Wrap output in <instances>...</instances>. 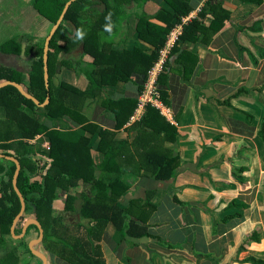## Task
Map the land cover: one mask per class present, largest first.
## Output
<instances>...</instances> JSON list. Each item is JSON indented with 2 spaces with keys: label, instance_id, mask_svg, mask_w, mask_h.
<instances>
[{
  "label": "trees",
  "instance_id": "trees-1",
  "mask_svg": "<svg viewBox=\"0 0 264 264\" xmlns=\"http://www.w3.org/2000/svg\"><path fill=\"white\" fill-rule=\"evenodd\" d=\"M67 1L35 0L32 8L52 26ZM146 1H72L48 44L47 86L42 62L45 38L37 40L30 36L24 41L11 38L0 44L3 55L23 58L32 54L27 80L25 72L0 64V82L21 84L37 101L35 104L27 99L12 85L0 88V154L20 163L17 186L26 203L25 214L39 222L43 230L40 243L43 250L69 264H105L98 243L108 224L121 233L122 239L126 236L157 238L149 232L148 223L155 209L151 202L153 192H147L143 199H130L123 204L130 184L122 177L128 174L169 180L176 176L180 166L179 156L165 147V143L176 140L178 131L151 104L145 107L142 119L128 129L135 135L132 142L117 138V131L138 108V98L165 45L163 36L192 10L188 0H165L168 9L163 8L150 17L143 10ZM249 1L259 4L264 0ZM132 13L138 19L137 44L132 49H115V38L124 30ZM152 19L160 21L161 25ZM207 19H210L209 24L205 22ZM230 19L231 12L223 7L221 0H208L198 18L184 26L181 41L207 44ZM78 48L79 58L85 56L91 60L74 58L72 53ZM178 51L177 48L171 51L156 81L158 99L167 105L166 71ZM60 54L67 55V59H61ZM63 65L86 78L85 89L54 81L56 69ZM119 82H133L136 96L101 98L106 87ZM46 98L47 103L42 106ZM88 101L99 103L104 112L113 117V131H98L97 125L88 123L83 111ZM263 128L264 120L262 132ZM93 135L99 138L98 150L103 153L99 164L93 162L88 147ZM44 142L48 143V150L41 146ZM15 171L13 162L0 159V241L10 235L13 220L21 209L12 183ZM79 186L85 187L87 192L80 194L76 206L77 198L72 191ZM172 199L183 205L176 194ZM55 207L77 215L79 223L63 225L60 216L54 214ZM30 230L38 235L37 227L29 225L26 236ZM20 243L30 254L25 237Z\"/></svg>",
  "mask_w": 264,
  "mask_h": 264
},
{
  "label": "crops",
  "instance_id": "crops-1",
  "mask_svg": "<svg viewBox=\"0 0 264 264\" xmlns=\"http://www.w3.org/2000/svg\"><path fill=\"white\" fill-rule=\"evenodd\" d=\"M207 1L188 0L191 12L163 36L166 40L159 56L165 51L168 35L182 25V34L167 57L174 48L179 49L166 71L168 105L162 103L163 110L158 109L178 131L174 142L165 143L179 156L178 172L169 180L128 174L122 177L130 184L123 204L153 192L155 209L148 223L149 232L157 238L122 239L121 233L108 224L98 243L105 264H264V1L255 4L249 0H221L231 12V19L216 36L207 44L181 41L184 26L198 18ZM163 8L168 9L165 0H147L143 6L150 17ZM31 12L34 18L37 13L33 9ZM137 21L132 13L115 38V49L136 46ZM151 21L161 25L158 20ZM205 22L209 24L210 19ZM43 25V30L37 29L29 36L45 38L48 33L45 35L44 29L52 26L46 20ZM79 55V48L72 53L76 59ZM67 57L60 54L61 59ZM79 59L91 60L85 56ZM54 81L81 90L87 85L84 76L76 75L66 65L56 69ZM134 96L133 82H119L106 87L101 98ZM83 111L88 123L97 125L98 131L115 129L113 117L99 103L88 101ZM145 111L138 107L117 131V138L132 142L135 135L128 129L142 119ZM98 145L97 135L91 136L88 147L95 164L103 160ZM173 194L183 205L173 201ZM55 211L60 216L68 213L73 217L74 221L66 226L80 221L77 215L58 207ZM27 219L24 223L18 221L16 235ZM36 235L30 230L27 244ZM20 240L14 235L3 237L0 264H41L40 259L26 253ZM37 247L46 256L47 264H69L45 252L41 244Z\"/></svg>",
  "mask_w": 264,
  "mask_h": 264
},
{
  "label": "rangeland",
  "instance_id": "rangeland-1",
  "mask_svg": "<svg viewBox=\"0 0 264 264\" xmlns=\"http://www.w3.org/2000/svg\"><path fill=\"white\" fill-rule=\"evenodd\" d=\"M34 1L35 0H0V44L10 40L11 38H21V41L22 39L24 41L27 37H30V32H34L37 29L43 30V18H41L40 16L37 17L36 15L34 16V19L32 16L35 15L31 12V9H33L32 5ZM50 28V25H47V27L44 29L45 35L49 33ZM22 54L25 55L24 50H22ZM31 57L32 54H30L29 56H25V59H22L18 56H14L11 58L0 56V64L14 67L20 71L25 72V79L27 80V70L29 69ZM37 147L41 148V146ZM76 189L75 192H72V194L77 198L76 201H74V205L78 206V199L80 198V194L83 192H87V189L80 186ZM57 213L60 212L57 211ZM54 214L60 216L56 214V211H54ZM27 218L28 215H23L21 218L22 223H24ZM60 218L63 225H68L70 224L68 222L74 221L73 217H70L68 213L60 216ZM10 235L13 237L11 232ZM36 237L37 235L35 236V238ZM25 238L27 239V236H25ZM37 246L38 245H34V248L38 249Z\"/></svg>",
  "mask_w": 264,
  "mask_h": 264
},
{
  "label": "water",
  "instance_id": "water-1",
  "mask_svg": "<svg viewBox=\"0 0 264 264\" xmlns=\"http://www.w3.org/2000/svg\"><path fill=\"white\" fill-rule=\"evenodd\" d=\"M72 1H74V0H69V1H67L65 3V5H64V7L62 9V12L59 15L57 21L54 23V25H52L49 33L47 34V36L44 39L43 53H42V62H43V79H44L45 86H47V84H48V82H47V78H48V73H47L48 44H49V41H50L52 35L54 34L57 26L61 22L64 14H65V12H66V10L68 8V6L72 3ZM8 85H12V86L16 87L27 99H30L35 104H37V101L24 90V88H23V86L21 84L16 83V82H12V81L0 82V88L8 86ZM47 100H48V98H46L44 103L41 104V105L42 106L45 105V103H47ZM2 158H5L6 160L11 161V162H13L16 165V171H15L12 183H13L14 190L17 193V195H18V197L20 199V203H21V209H20L19 213L17 214V216L15 217V219L13 220L10 232L15 237H17L18 239H22V238H24L26 236L27 227L29 225L36 226L37 230H38V235H37V237L35 239L31 240L27 244V247H28L30 253L33 256H35V257H37L38 259L41 260V264H47L46 256L42 252H40V251H38V250H36L34 248V245H39L41 243V241H42V238H43V230H42L39 222H37L34 218H28L27 221L24 224V227H23L21 233L19 235L15 234V226L18 223V221L22 218V216L25 214V208H26V203H25L24 197H23L22 193L20 192V190L18 189V186H17V179H18V176L20 174L21 166H20V163L13 157H7V156H4V155L0 154V159H2Z\"/></svg>",
  "mask_w": 264,
  "mask_h": 264
},
{
  "label": "built area",
  "instance_id": "built-area-1",
  "mask_svg": "<svg viewBox=\"0 0 264 264\" xmlns=\"http://www.w3.org/2000/svg\"><path fill=\"white\" fill-rule=\"evenodd\" d=\"M183 24L184 25L186 24V20L183 21ZM182 31H183L182 25H179L168 35L165 51L161 52V57L159 58L158 62L155 64L153 69L150 71L144 89L138 98L139 108H145L148 104H151L152 106H155L156 108L163 110L162 103L158 99L156 81L168 57L171 47L178 39V37L182 34ZM30 143H34V141H31ZM41 146L46 150L49 149L47 142H44Z\"/></svg>",
  "mask_w": 264,
  "mask_h": 264
}]
</instances>
